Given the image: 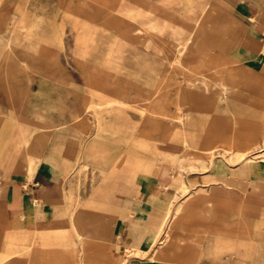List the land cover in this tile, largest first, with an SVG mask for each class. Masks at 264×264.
<instances>
[{"label":"crops","instance_id":"0c3cea01","mask_svg":"<svg viewBox=\"0 0 264 264\" xmlns=\"http://www.w3.org/2000/svg\"><path fill=\"white\" fill-rule=\"evenodd\" d=\"M144 1L149 7L148 11L143 8L142 12L156 13V16L149 17L156 24H172L171 21L182 24V18L185 20L183 24H205L211 33L207 42L211 45L210 53L222 60L230 58L239 62L235 68L203 74L212 82H221L224 87L227 84L226 91L216 86L220 95H225L224 110L219 111L217 101L209 96L184 92L177 102L183 109V124L150 117L146 113L147 107L142 114L148 127L139 129V140L132 145V126L126 118L124 127L121 117L116 121L121 131L106 136L105 142L110 145L106 147L104 140L95 137V133L87 138L83 118L85 89H71L68 85L48 82L33 74L27 88L29 93L62 92L69 95L63 97L65 106L61 111L50 116L1 118L11 127H1L3 122L0 121V264H113L127 248L149 250L167 205L181 184L174 161L169 168L162 163L163 160L156 162L149 157L157 149L150 140L170 144L173 149L178 145V151L183 140L182 132H187L203 150L212 141V137L204 135L203 131L204 126L210 125L211 131L221 136L223 144L236 136L243 144L255 140L262 142L259 131L264 125V0H190L188 17H183L182 0ZM218 38L222 40L220 45ZM217 47L223 51L217 53ZM148 63L147 68L152 69L153 63ZM211 74L220 78L212 80L208 77ZM209 89L202 88L205 94ZM71 93H77L76 109L70 108V100L75 103V96ZM153 94L154 89L147 102H153ZM165 104L158 106L157 112L173 117L176 106L169 114L165 111ZM155 126H158L156 132L153 131ZM167 133L172 135L167 136ZM34 136L44 137L40 154L26 149ZM23 139L27 142L24 146L20 143ZM88 143L94 148H88ZM38 155L39 160L35 161ZM29 157L34 160L31 175L27 171ZM94 159L99 162L95 164ZM133 161L142 162L135 173ZM184 181L191 183V190L210 192L189 202L188 218L191 220H202V212L210 208L212 215H219L225 221V191L237 193L239 203L248 198L255 203L253 208L240 209L243 211L238 212L243 214L240 219L244 221L253 215L255 220L264 219L262 214L256 213L259 205L264 204L263 161L241 167L216 165L205 172L187 171L184 172ZM218 198H222L221 204H218ZM214 210L216 213L213 214ZM234 215L232 208L230 217L235 218ZM248 225L250 232L246 240L212 235L211 242L205 245L199 244L200 239L186 241L187 238L201 237L196 228L177 229L172 237L183 238L185 242H171L167 252L163 250L155 260L153 254H148L132 258L126 264H225L230 259L232 263L237 259L242 264H264V249H260L262 242L255 236L258 226ZM9 236L18 238L19 242L12 245L15 255L6 260L4 255L11 247L7 240ZM217 240L222 245L219 251ZM225 251L232 254L225 257ZM185 253L189 254L190 260L198 253H209L211 259L187 263L184 262ZM214 253L219 256L212 258Z\"/></svg>","mask_w":264,"mask_h":264},{"label":"rangeland","instance_id":"374dc122","mask_svg":"<svg viewBox=\"0 0 264 264\" xmlns=\"http://www.w3.org/2000/svg\"><path fill=\"white\" fill-rule=\"evenodd\" d=\"M182 1L183 17H188L190 0ZM147 3L144 0H0V121L1 118L7 116L44 118L46 115L50 116L55 112H60L65 106L62 103H65L63 97L69 94L41 92L34 95L28 92L29 80L35 73L48 82L65 84L75 90L78 88L85 89L86 100L83 118L86 123L88 139L96 130V108L94 104H98L99 99L95 96L94 99L91 98L89 103L92 105L90 108H87V99L90 95V89L95 87L99 91V87L96 84V86H92L87 79L95 78V76L98 77L99 82L100 78H107L115 82V87L111 89V92L120 94L126 92L125 94L128 95L127 106L123 111V119L121 120L124 127L126 118L128 124L132 126V145L135 140L140 139L135 130L148 127L143 122L144 115L142 112L148 107L145 100L151 97L153 89L159 83H162L161 93L165 96V100L167 99L164 106L165 111L169 114L174 111L176 94L180 88L183 89V92L192 93L199 97L209 96L210 99L217 101V109L222 112L225 95H220L216 86H211L209 92L205 94L200 87L187 89L183 84V87L178 86L175 81H172L173 72L177 69L168 68V64L180 56L178 48H176L177 40L172 35L171 30L166 31L162 36L144 33L146 24H156V21L149 19L151 16H156V13L142 12L143 8L148 11ZM131 8L135 11L140 10L139 14L134 13L133 16L125 14V11L127 13V10ZM117 9L124 10V12H116ZM182 21L185 22L184 18ZM171 23L170 26H191L183 23L174 24V21ZM80 35L82 37L84 35L85 39L82 45L79 43ZM221 41L218 38V45L221 44ZM221 49L217 47L215 51L220 53L223 51ZM146 61L153 63L152 69L144 68ZM94 63L97 65L98 72L93 70ZM208 77H211L212 80L220 78L219 75L213 74L208 75ZM44 87L46 86L44 85ZM70 95L75 96V103H73V99L70 100V108L76 109L77 93ZM1 122H3L1 127H11L4 124L5 119ZM21 127L25 126L21 125ZM156 138L159 139V135ZM31 139L28 141L26 149L40 154L45 143L44 137L42 139L40 136L38 138L34 136ZM219 140L221 141V139ZM219 140L217 139L215 143L222 145L223 143ZM150 141L153 145L156 144L157 149L155 154L149 157L156 162L163 160L162 163L171 167V163L177 157V149H173L170 144L157 142L156 139ZM211 143L214 144V141L212 140ZM22 149L24 148L22 147ZM164 156L167 158L163 159ZM38 160L39 155L35 161ZM238 199L237 193L228 194V191H225L226 222L232 223L242 220L239 217H230L232 208L238 206ZM221 201L222 198L217 199L218 204H221ZM242 202L244 204L253 202V200L248 198ZM254 204L251 203L250 206H254ZM256 213L262 214L261 218H264V204L258 207ZM253 216L244 221L250 225L258 226L255 236L259 238V242H262L260 244L262 250L264 249V219L255 220ZM249 232L241 230L237 233L238 235L230 236L236 241H243L249 238ZM226 249H228L227 246ZM225 252V257L232 254ZM249 256L251 257V255ZM231 260L225 264H242L237 259L233 263Z\"/></svg>","mask_w":264,"mask_h":264},{"label":"bare ground","instance_id":"6f19581e","mask_svg":"<svg viewBox=\"0 0 264 264\" xmlns=\"http://www.w3.org/2000/svg\"><path fill=\"white\" fill-rule=\"evenodd\" d=\"M88 2H90V1H88ZM70 6H72V5H70ZM83 7H85V6H83ZM90 10H92V9H90ZM139 11H135L134 9L131 8V9L127 10V13L125 11V14H127L129 16L130 15L133 16L134 13H136V15H138ZM116 12L122 13V12H124V10H118L117 9ZM163 22H164V20H163ZM85 24H87V23H85ZM146 25L147 26L144 29V33L146 32V33H151V34L156 35V36H162L166 31L171 30L172 35L176 38V40H177V47L176 48H178L180 56L178 58H176L174 61L169 62L168 68H172V69L176 68L177 69L176 71L173 72V78H171V79H173L172 81H175V83L178 86H182V84H183V86H185L187 89L200 87V88H204L206 90L209 89L211 86H220V87H222L221 88L222 91H224V90L226 91L227 84H225V87H224V84H222L221 82H212L211 80H208V78L204 77L203 74H206L207 72H217L218 70H221V69L226 70V69L235 68L239 65V62L235 59H230V58H225V60H222L217 55L210 53L211 45L207 44V42L211 36V33L209 32V30L207 29L205 24H190L191 26H187V25L170 26V24H146ZM83 41H85L84 35H83V37L80 35L79 36L80 45H82L84 43ZM117 47H120V46L117 45ZM117 49H119V48H117ZM262 54L264 55V48L262 50ZM262 61H263V59H262ZM148 64H149L148 61H146V63L144 64V68H147ZM97 69H98L97 65L94 63L93 70L97 71ZM178 69H180L181 71ZM87 81L92 86L96 84L99 87V91L95 87L90 89V95L89 96L87 95L88 96V99H87L88 100V104H87L88 107L87 108H90V105H92L91 103H89L91 101V98H93L95 96L99 99V103L94 104V106L96 108V117L95 118H96V123H97L96 130H95V137H97L99 139H103L104 143L106 144L105 138L108 134H111L114 131H117L118 133L121 131V126L119 124H116V121L122 117L123 111H124L125 107L127 106L128 95L125 94L126 92L123 94H120L117 92H111V89L112 88L114 89V87H115V83L113 81L108 80L107 78L106 79L100 78V82H99L98 77L95 76V78L94 77L89 78V79H87ZM167 81H168V79H167ZM129 82H131V81H129ZM164 84H166V83H164ZM185 87H184V89H185ZM162 89H163L162 83H159L154 88L153 102L149 103V102H147V100H145L148 103V108H149V110L146 113L149 114L150 117L154 116L155 118H158L160 121L170 120L172 122H176L177 124H183V121H184L183 109L181 106H179L177 104V102L179 101L180 94L184 93L182 91L183 89L180 88L176 94V102L174 103V105L176 106L177 110H176V113L174 114L173 117H170L166 113L157 112L156 108L158 106H160L161 104L165 103L167 100V99L165 100V97L161 93ZM93 112H94V110H93ZM142 113H144V112H142ZM190 125H191V123H190ZM211 130L212 129H211L210 125L204 126V130H203L204 135H206L208 137H212L214 144L210 142V144L206 148H204L203 150H200L199 146L193 141V137H190L191 135L189 133L182 132L183 140H182L180 149L177 151V157L174 159V163L177 165V168L179 170L177 172H179L178 178L181 181V184L179 186V189L174 194L172 200L167 205L166 214H165L164 218L162 219V221L159 225V230L157 232V236L153 239L149 250L127 248L125 251V254L123 256H121L119 259H117V261L113 264H126L132 258H135V259L141 258V257L147 256L148 254H153L152 259L155 260L156 257L158 256V254L162 253L163 250L165 252H167V248L172 244L171 242H174V241H177L179 243L185 242V239H183V238H178L177 236H176L177 238L172 237V234L177 229H183V228H187V227L196 228L198 230V233L201 235V237L197 238L195 236L193 238H187L186 241L194 242L195 240L200 239V240H202L199 243L201 245L202 244H204V245L209 244L212 240V235L213 236L214 235L230 236V235H236L237 233L241 232V230L249 231L250 226L248 225L247 221L239 220L237 222H232V223L223 221V220H221L219 215H212L210 208L207 211L202 212V214H201L203 217L202 220H195V219L191 220L188 218V213L190 212V208H191L189 202L196 199L197 197L198 198L199 197H205V196H207L208 193L210 194V192L207 190H204V189L191 190L190 189L191 183H188L190 180L188 182H186L187 180L184 181V172H187V171H189V172H200V171L205 172V171L210 170L211 168H213L216 165H223V164L228 165V166H240L241 167L244 165L255 164L258 161L264 162V149L259 150L260 147L264 146V125L262 126L261 130L259 131V135L261 137H263V140L261 143L258 140L247 142L245 144L239 143V139L236 136L235 138H232V139L230 138L227 142H225V144H222V145L216 144L215 143L216 140L217 139L219 140L222 138H221V136H218L215 133H213ZM135 131L138 135H141L140 130L136 129ZM153 131L154 132L158 131V126H155L153 128ZM21 135H23V132ZM170 135H172V133H167V136H170ZM220 142L222 143V140ZM20 143H22V145L24 146L27 142L25 139H23ZM176 144H178V143H176ZM109 146L110 145L107 146V144H106V147H109ZM1 148H2V145H1L0 149ZM88 148H94V146L89 144ZM177 148H178V145H176V149ZM261 151H263V152H261ZM93 161L95 162V164H97L99 162V160H96V159H94ZM102 163H104V161ZM141 165H142V162L133 161V172L135 173L136 170L140 169ZM33 166H34V160L29 157V160L27 161V171H28L29 175H31ZM235 170H237V169H235ZM215 173H216V171H215ZM163 179H166V178H163ZM198 182H200V181H198ZM213 183H215V182H213ZM236 183H237V181H236ZM224 199H225V197H224ZM251 203L254 204V202H248V203H244V204H243V202L238 203V206L237 207L235 206L236 208H233V211L235 212L234 216L241 218V216L243 214L240 215L239 213L243 212V211H241L240 209L244 208V210H245L246 208H249V207L253 208L254 206H250ZM212 212L214 214L215 210ZM231 212H232V210H231ZM211 217H213L212 220L210 219ZM7 240L9 241V244L11 245V247H10L9 251L4 255V258L6 260L12 258L15 255V252L13 251L12 245L15 242H17V243L19 242V239L15 238L14 236L7 237ZM141 240L143 241L144 239H141ZM23 241H25V240H22V242ZM131 242H133V241H131ZM217 242L218 243L216 244V248L218 250V248L222 245L218 240H217ZM228 243L230 244V242H228ZM226 245H228V244H226ZM184 255H185V261L184 262H187V263L191 262V261L203 262L205 260L211 259L209 253L195 254V256L194 255L191 256V260L189 259L190 256L188 253H185ZM20 256L22 257V255H20ZM218 256H219L218 253H214L211 255L212 258H217ZM22 260H24V259H22Z\"/></svg>","mask_w":264,"mask_h":264}]
</instances>
